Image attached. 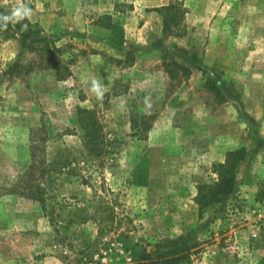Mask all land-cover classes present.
<instances>
[{"label":"rangeland","instance_id":"obj_1","mask_svg":"<svg viewBox=\"0 0 264 264\" xmlns=\"http://www.w3.org/2000/svg\"><path fill=\"white\" fill-rule=\"evenodd\" d=\"M170 1L0 0L3 14L32 8L29 21L57 37L70 73L4 78L34 56L15 38L0 41V264H66L88 252L98 231L88 185L101 178L131 224L104 238L96 264H132V245L149 251L181 236L196 244L181 264H264V0H176L187 11L184 34L164 39L152 10ZM78 108L95 110L102 126L101 165L83 147ZM33 133L49 170L47 212L16 190ZM241 147L232 193L199 213L198 186Z\"/></svg>","mask_w":264,"mask_h":264},{"label":"trees","instance_id":"obj_2","mask_svg":"<svg viewBox=\"0 0 264 264\" xmlns=\"http://www.w3.org/2000/svg\"><path fill=\"white\" fill-rule=\"evenodd\" d=\"M152 11L158 13L161 17V32L164 39L181 38L183 36L187 11L181 2L171 0L167 5ZM23 24H27L28 28L21 31ZM10 38H15L21 49L32 54L34 58L28 64H23L20 59H17L8 69L3 71L2 77L10 80L22 79L36 69L52 71L58 80H64L70 75L68 67L58 59L61 50L56 46L57 37L47 35L41 27L31 23L29 19L26 18L15 26L9 23L7 29L0 28V41ZM117 42L122 43V40ZM171 64L186 71V68L178 66L173 61H171ZM165 67L168 73H171L169 65L166 64ZM211 86L212 90L215 89L216 93L221 96L218 86L215 83H212ZM76 123L82 132L81 139L85 151L96 164L101 165L108 152V144L95 110L78 108ZM39 136V133H33L31 136L32 141L29 147L31 162L24 178L19 180L16 190L22 189L32 199L42 203L41 210L47 212L40 191L45 174L49 170L44 159V147L41 144L43 139H39ZM245 156L246 150L241 147L226 153L224 161L213 166L215 181L212 184L199 185L197 188L195 201L199 213H202L210 205L220 203L232 193L236 169ZM36 174L38 178L35 177ZM100 180L97 186L90 183L88 185L96 200L92 220L98 227L97 237L86 250L88 252L81 251L77 254L79 257L76 256V259L68 261L66 264H96L93 258L95 254L98 255L104 249L103 247L106 244L104 238L110 232H116L122 221H127L128 225L131 224V221L124 215L122 204L116 199L114 192L106 187L102 178ZM13 190L15 191V189ZM129 232L130 229L127 226L123 231H120L119 235L127 238ZM190 242L188 236H181L166 240L162 244H155V249L149 251L145 247L134 244L130 249L132 264L187 263L192 255L190 250L196 247V244L191 245Z\"/></svg>","mask_w":264,"mask_h":264},{"label":"clouds","instance_id":"obj_3","mask_svg":"<svg viewBox=\"0 0 264 264\" xmlns=\"http://www.w3.org/2000/svg\"><path fill=\"white\" fill-rule=\"evenodd\" d=\"M32 17V8H30L25 3H19L18 6L14 7L10 14L0 13V28L7 29L9 23L15 26L17 23L27 19H31ZM28 25L23 24L21 31L27 30ZM98 97L103 96L102 85L96 80L92 81V89H91ZM149 98H145L144 103L148 105ZM150 106V105H149Z\"/></svg>","mask_w":264,"mask_h":264}]
</instances>
